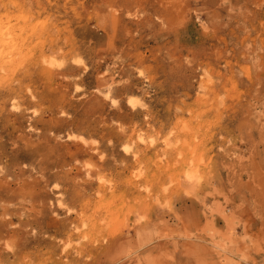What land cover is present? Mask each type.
<instances>
[{
    "label": "rangeland",
    "instance_id": "1",
    "mask_svg": "<svg viewBox=\"0 0 264 264\" xmlns=\"http://www.w3.org/2000/svg\"><path fill=\"white\" fill-rule=\"evenodd\" d=\"M0 20V264H264V0Z\"/></svg>",
    "mask_w": 264,
    "mask_h": 264
},
{
    "label": "bare ground",
    "instance_id": "2",
    "mask_svg": "<svg viewBox=\"0 0 264 264\" xmlns=\"http://www.w3.org/2000/svg\"><path fill=\"white\" fill-rule=\"evenodd\" d=\"M233 2V1H232ZM241 7V6H240ZM251 10V9H250ZM253 11V10H252ZM231 16V15H230ZM242 16V15H241ZM9 23V22H8ZM7 23V24H8ZM231 24V23H230ZM238 24V23H237ZM252 25V24H251ZM241 26V25H240ZM15 41H16V38H15V35H14V32H12V30H11V28L10 27H7L6 26V24L3 22V21H1L0 20V63H3V60H4V58H5V56H6V51L10 48L9 46H11V45H13L14 43H15ZM226 43V42H225ZM243 46V45H242ZM6 52V53H5ZM1 66H2V64H0ZM5 65V64H4ZM1 69H2V67H1ZM181 97V96H180ZM185 98V97H184ZM186 99V98H185ZM182 100V99H181ZM180 102V101H179ZM33 151V150H32ZM39 154V153H38ZM74 154V153H73ZM40 160V159H39ZM39 162V161H38ZM39 166V165H38ZM3 167V166H2ZM63 167V166H62ZM36 168V167H35ZM53 169V168H52ZM43 170V169H42ZM61 170H62V168H61ZM46 171V170H45ZM44 171V172H45ZM44 174V173H43ZM21 178V177H20ZM42 179V178H41ZM43 179H44V177H43ZM187 179H189V178H187ZM54 180V179H53ZM8 181V180H7ZM23 181V180H22ZM30 181V180H29ZM181 181H182V179H181ZM185 181H186V179H185ZM185 181H183V182H185ZM189 181H190V179H189ZM20 185V184H19ZM181 185V184H180ZM182 186H183V184H182ZM184 186H186V185H184ZM246 196V195H245ZM2 199V198H1ZM7 199V198H6ZM20 199V198H19ZM248 199V198H247ZM250 199V198H249ZM22 203H24L23 201H22ZM249 203V202H248ZM249 221V220H248ZM249 225H250V223H249ZM211 241V240H210ZM212 242V241H211ZM210 242V243H211ZM212 247V246H211ZM216 247V246H215ZM216 248H218V247H216ZM210 249H213V248H210ZM219 250H220V247L218 248ZM217 249V250H218ZM207 251V253H209L210 251L209 250H206ZM209 251V252H208ZM220 251H222V250H220ZM229 251H230V249H229ZM229 251H226V252H229ZM232 251V250H231ZM235 251V250H234ZM233 251V252H234ZM215 252H219V251H216L215 250ZM224 252V251H223ZM222 252V253H223ZM236 252H237V250H236ZM235 252V253H236ZM240 251L238 250V252L237 253H239ZM212 253V252H211ZM236 253V254H237ZM241 253V252H240ZM239 253V254H240ZM243 253V252H242ZM217 254V253H216ZM227 254V253H226ZM232 253H230V255H231ZM206 255H208V254H206ZM214 255H215V253H214ZM219 255V254H218ZM221 255V254H220ZM219 255V258L220 257H222V256H220ZM263 255V254H262ZM223 256H225V254L223 255ZM235 256H237V255H235ZM210 257H211V255H210ZM214 257H216V256H214ZM259 257V256H258ZM225 258V257H224ZM262 258V257H261ZM216 259V258H215ZM255 259V258H254ZM209 260H210V258H209ZM253 260V259H252ZM252 260H251V262H252ZM259 260V259H258ZM261 260V259H260ZM215 260H213V262H214ZM254 261V260H253ZM205 262V261H204ZM209 262V261H208ZM207 261H206V263L207 264H209ZM212 262V263H213ZM216 263V262H215Z\"/></svg>",
    "mask_w": 264,
    "mask_h": 264
}]
</instances>
